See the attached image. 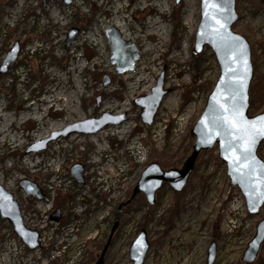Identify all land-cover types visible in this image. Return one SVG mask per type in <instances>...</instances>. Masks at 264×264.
Returning a JSON list of instances; mask_svg holds the SVG:
<instances>
[{
	"label": "rangeland",
	"instance_id": "obj_1",
	"mask_svg": "<svg viewBox=\"0 0 264 264\" xmlns=\"http://www.w3.org/2000/svg\"><path fill=\"white\" fill-rule=\"evenodd\" d=\"M235 9L238 21L232 31L250 47L248 115L254 116L264 112V0H235ZM199 11V0H71L68 5L63 0H0V64L15 44L20 49L9 71L0 74V132L5 129L6 137L0 138V185L41 244L27 250L0 217V264H93L115 222L118 229L104 264H132L128 250L141 231L148 243L143 264H205L212 242L213 264H244L242 254L264 206L257 216L248 215L216 145L199 154L181 192L164 184L153 205L143 194L127 203L150 163L179 169L191 152L190 131L219 75L211 49L192 52ZM114 23L123 27L126 44L136 45L139 54L134 70L121 75L109 62L104 37ZM71 29L78 34L65 50ZM153 45L155 51L147 56L144 50ZM142 64L147 78L136 85ZM161 75L169 105L160 104L148 127L133 102L150 95ZM142 87L149 89L143 92ZM25 106L32 108L27 120H16L25 115ZM105 113L124 120L94 134L60 136L42 150L29 151L68 126ZM126 123L122 135L103 137L107 129ZM14 135H24L17 145ZM71 136L79 141L69 143ZM89 136L98 141L90 142ZM59 141L65 146L57 149L52 144ZM257 153L264 160V141ZM25 160L40 163L28 171ZM74 165L83 169L82 183L70 173ZM23 180L34 184L42 198L28 196L20 186ZM55 209L60 210L57 222L51 219ZM250 264H264V244Z\"/></svg>",
	"mask_w": 264,
	"mask_h": 264
},
{
	"label": "water",
	"instance_id": "obj_2",
	"mask_svg": "<svg viewBox=\"0 0 264 264\" xmlns=\"http://www.w3.org/2000/svg\"><path fill=\"white\" fill-rule=\"evenodd\" d=\"M179 1L175 0V3L178 4ZM70 2L71 0H63V3L66 5ZM215 3L220 4L221 0H215ZM199 7L200 21L196 30L192 52L194 55H198L204 47L211 49L219 68L218 79L207 97L201 115L190 131V135L194 138V141L191 152L181 168L163 170L157 163H150L143 170L127 203L134 199L137 194H143L147 204L153 205L155 203L156 192L164 184L168 185L174 192H181L187 183L199 154L212 149L216 145L218 158L226 166V175L230 181V185L237 187L244 199L246 212L248 215L254 217L259 214L264 206V160L257 153L261 143L264 141V135L257 134L260 132L262 124L258 118L264 116V112L254 116L248 115L250 107L249 88L253 77L250 47L244 37L232 31V26L238 21L235 0H228L230 15L227 20L224 19L225 14L221 12H217L216 16L213 17L212 13L215 9L212 8L211 4H206L205 0H199ZM206 12L208 13L207 16L205 15ZM221 23L224 24V28H220ZM77 34L78 30L76 29L68 31L65 38V50L69 49ZM104 37L109 43V62L114 66V72L118 75L132 72L136 61L139 59L136 45H127L120 31L115 27L107 28L104 31ZM228 45H243L244 59L247 60L248 65L245 86L241 96L236 101L229 99L228 90L234 83L230 77L243 76L244 66L238 56L232 55V51ZM19 51L18 45L15 44L0 64V74H6L9 71V68L16 62ZM230 69H235L236 71L232 72ZM108 83V78L104 77L102 85L106 86ZM163 85V76L161 75L157 79L156 85L151 89L150 95L137 98L133 102L135 106L140 108L139 117L141 122L148 127L153 124L158 108L168 93V91L163 89ZM236 87L239 91V86L236 85ZM97 103H99V98H97ZM233 103H236L240 107L242 118L237 117L236 120H233L231 113L225 111ZM123 120L122 116H112L105 113L98 119H88L70 125L64 131L53 134L50 139L31 147L29 151L42 150L50 140H54L60 136L65 137L74 133L94 134L108 125H116ZM246 121L255 123H246ZM253 138L255 142L251 144V152L247 160H245L242 158V153ZM70 173L77 183H82L83 169L81 166H72ZM20 186L28 196L42 198V196L36 194V186L29 181H21ZM0 217L11 224L16 237H18L27 250L35 251L40 248L39 234L24 226L17 202L1 185ZM51 219L55 222L60 219L59 209H55L51 215ZM116 227L117 222L110 229L107 240L93 264H104V259ZM263 244L264 215L258 221L254 235L242 254L241 261L244 264L252 263ZM147 251L146 234L144 231H141L129 247V260L132 264H143ZM206 253L205 264H213L216 258V245L214 242L210 243Z\"/></svg>",
	"mask_w": 264,
	"mask_h": 264
},
{
	"label": "snow or ice",
	"instance_id": "obj_3",
	"mask_svg": "<svg viewBox=\"0 0 264 264\" xmlns=\"http://www.w3.org/2000/svg\"><path fill=\"white\" fill-rule=\"evenodd\" d=\"M206 4H211L212 8L215 9V11H213L212 15L213 17L216 16L217 12H221L224 13V19L227 20L228 16L230 15V12L228 10V0H221L220 4L215 3V0H205ZM205 15L207 16L208 13L206 12ZM217 23H219V21H217ZM220 28H224V24H220ZM238 39V38H237ZM230 50L232 51V55L233 56H238L242 62H243V66H244V75L240 76V77H230V79H232L234 81V83L230 86L229 90H228V95H229V99L232 101H236L238 97L241 96L242 90L244 89L245 86V80L247 77V73H248V65H247V60L244 59V46L243 45H238V46H234V45H228ZM230 71L235 72V69H230ZM236 85L239 86V91L237 90ZM226 112H230L232 119L236 120L237 117L242 118V114L240 112V107L236 104L233 103L231 105L230 108H226L225 109ZM262 124H261V130L259 133L260 135H264V116L259 117L258 118ZM246 123H252L254 124L255 122H247ZM254 138L249 142V145L247 148L244 149L243 153H242V158L247 160L248 155L251 152V144L254 143ZM230 147H232V145H230Z\"/></svg>",
	"mask_w": 264,
	"mask_h": 264
},
{
	"label": "bare ground",
	"instance_id": "obj_4",
	"mask_svg": "<svg viewBox=\"0 0 264 264\" xmlns=\"http://www.w3.org/2000/svg\"><path fill=\"white\" fill-rule=\"evenodd\" d=\"M143 2V1H142ZM161 6V5H160ZM163 6V5H162ZM160 8V7H159ZM193 20V19H192ZM155 22V21H154ZM157 25V23H152V28H153V30H155V32H157L156 30L157 29H154V28H156V27H154V26H156ZM124 26V25H123ZM127 26V25H126ZM113 27H115L116 29H118L119 31H120V33H121V35L123 36L122 38L126 41L127 39H126V35H125V31H124V29H123V27L121 28V27H119L116 23H114L113 24ZM125 28H127V27H125ZM151 29V28H150ZM148 32V31H147ZM132 35V34H131ZM144 36V35H143ZM155 37V36H154ZM159 37V36H158ZM154 39V38H153ZM159 40H160V38H159ZM157 46H158V48L160 49V48H163V45H162V43H157L156 44ZM156 45H153V47H148V49L146 48L144 51H145V53H147V56H148V53H151L152 51H155L154 49L156 48ZM165 49V48H164ZM157 51V50H156ZM168 51V50H167ZM165 52V51H164ZM162 54V53H161ZM159 55V54H158ZM168 55V54H167ZM150 57V56H149ZM158 58V57H157ZM155 60L154 59H152V61H151V59H150V63H153ZM148 64V63H147ZM145 65L144 64H142L141 66L139 65V67H140V70H139V73H137L136 75H137V79H136V85H137V83H139V81H146V76H145V73L148 71L147 70V68L146 67H144ZM148 66V65H147ZM138 69V68H137ZM129 75V73H127V74H125V76H128ZM170 81V80H169ZM169 83V82H168ZM148 87H142V89H141V91H146V90H148L147 89ZM71 93V92H70ZM69 96V95H68ZM71 98V97H70ZM69 98V99H70ZM72 99V98H71ZM72 101V100H71ZM162 105H169L168 104V102L164 99L163 100V102H162ZM34 110V109H33ZM38 110V109H37ZM36 110V111H37ZM1 111V110H0ZM24 111L26 112V113H24L25 115L23 116V117H20V118H17L16 120H24L25 118H26V120H27V116H28V114H30L31 113V111H32V108H31V106H25L24 107ZM21 112V111H20ZM28 113V114H27ZM35 113V112H34ZM2 114V113H1ZM0 114V115H1ZM16 115V114H15ZM10 116H8V120L9 119H11V118H9ZM16 118V117H15ZM0 119H1V117H0ZM4 119V118H3ZM18 122H20V121H18ZM47 124V123H46ZM12 125V124H11ZM43 127L45 128V125H43ZM48 127V126H47ZM44 128H42V130H44ZM128 128V124L126 123V124H124V126H122L120 129H116V128H113V129H110V131L107 129L106 131H105V134H103V137L104 136H108V135H114V136H116V135H122L123 134V132L126 130ZM40 131H38V132H36L37 134L39 133ZM59 133V132H58ZM4 134H5V129L4 130H2L1 132H0V138H2V141H5V139H6V137L4 136ZM24 137V135L23 136H13V143H15L16 145H17V142H19V140H21L22 138ZM79 139V136H71V137H69V143H71V142H75V141H79L78 140ZM1 140V139H0ZM12 140V139H11ZM88 140L90 141V142H94V141H98V139L96 138V136L95 137H91V136H89V138H88ZM81 141V140H80ZM53 142V141H52ZM51 143V142H50ZM77 143V142H76ZM53 146H57L58 148L57 149H59V148H62L63 146H65L64 145V143H62V142H55V143H53L52 144ZM40 162H29V161H27V160H25V166L27 167V170L29 171V170H31V169H34V168H36L37 166H38V164H39ZM51 164V163H50ZM47 165V164H46ZM48 171V170H47ZM45 172V171H44ZM48 173V172H47ZM45 174V173H44ZM49 174V173H48ZM23 220V219H22ZM184 229V228H183ZM180 233V232H179ZM187 235H189V234H187ZM183 240L184 241H186L187 240V237L186 236H184V238H183ZM171 258V257H170ZM169 258V259H170ZM189 261H187V263H188ZM186 263V262H185Z\"/></svg>",
	"mask_w": 264,
	"mask_h": 264
},
{
	"label": "flooded vegetation",
	"instance_id": "obj_5",
	"mask_svg": "<svg viewBox=\"0 0 264 264\" xmlns=\"http://www.w3.org/2000/svg\"><path fill=\"white\" fill-rule=\"evenodd\" d=\"M19 206V205H18ZM21 213V212H20ZM113 226V225H112ZM112 228V227H111ZM117 227H116V229H115V232H114V234L116 233V231H117ZM110 232V231H109ZM109 235V234H108ZM114 236V235H113ZM113 239V238H112ZM111 243H112V240H111ZM110 246H111V244H110ZM110 248V247H109Z\"/></svg>",
	"mask_w": 264,
	"mask_h": 264
}]
</instances>
